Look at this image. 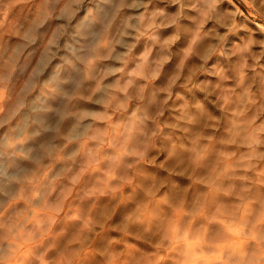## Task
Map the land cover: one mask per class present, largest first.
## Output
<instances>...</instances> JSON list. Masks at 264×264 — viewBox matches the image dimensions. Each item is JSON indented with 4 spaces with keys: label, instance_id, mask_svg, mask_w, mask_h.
<instances>
[{
    "label": "clouds",
    "instance_id": "obj_1",
    "mask_svg": "<svg viewBox=\"0 0 264 264\" xmlns=\"http://www.w3.org/2000/svg\"><path fill=\"white\" fill-rule=\"evenodd\" d=\"M170 2L181 9L171 20L149 10L153 0H79L90 19L69 29L76 52L37 85L54 142L33 130L29 101L0 86V264H264V0ZM116 5L124 15L105 29ZM185 10L200 65L182 64L160 87L167 60L149 49L133 63L127 38L138 42L149 21L186 31ZM5 55L0 70L10 71ZM214 55L224 62L208 69Z\"/></svg>",
    "mask_w": 264,
    "mask_h": 264
},
{
    "label": "rangeland",
    "instance_id": "obj_2",
    "mask_svg": "<svg viewBox=\"0 0 264 264\" xmlns=\"http://www.w3.org/2000/svg\"><path fill=\"white\" fill-rule=\"evenodd\" d=\"M106 2L111 3L112 0H106ZM128 2L130 3L131 0ZM224 6L230 5L225 4ZM149 10H162L167 14L169 20L181 16L180 6L173 5L170 0H153ZM93 11L90 9V13ZM129 11L135 12V10ZM125 12L128 10L126 9ZM117 13H120L118 5L112 12L105 13L103 21L105 29H108L113 21L117 20ZM120 15H124V13H120ZM81 17L83 18L81 19ZM183 17L187 18H181L180 24L186 31H181L177 26L154 28L155 21H149L144 25L145 31L138 42H135L134 38H127V42L133 45V63L135 56L145 53L149 49H151L153 57L159 55L160 59L167 60L160 79L155 82L160 87L166 85L167 77L174 74L182 64H187L193 69L200 65L199 59L189 57V53L195 49L194 41L197 35L192 19L195 17V12L185 10ZM89 19L90 17L85 16L80 10L79 0H0V54L6 53L5 59L10 68V71L0 70V86L14 88L17 103L24 104L29 101L26 115L37 122L33 125V130L46 137L44 143L54 142V137L44 131L51 121L43 112L47 98L37 85L53 80L56 73L64 72L66 65L71 62L72 54L76 52L73 46V37L76 33H72L70 36L69 29L75 24L76 31L79 32L87 25ZM125 19L127 20V17ZM117 23L121 27L123 26L121 20H118ZM131 23L135 28L138 21L133 19ZM93 36L102 38L104 31L96 32ZM177 37L179 38L177 39ZM237 39L236 36H230L229 45ZM118 50L123 51L124 49ZM204 54L201 53V55ZM80 59L83 60L84 57H80ZM223 62V58L214 55L207 62L206 67L208 69L218 68ZM261 63L264 64V60ZM129 66L133 67L134 65L130 64ZM49 69L53 70L52 76H48ZM21 71H26L28 74L26 77L18 79ZM249 75L251 76L252 73L250 72ZM82 78L80 72L73 73L71 77L73 81H79ZM197 80L202 83L217 82L214 75L204 73L199 74ZM67 87L71 89L74 84L70 83ZM176 91L183 92L193 100L196 97L203 98L204 95L198 90L188 92L185 89L177 88ZM180 102L175 101V103ZM205 104L210 110L215 111L214 106L207 100H205ZM147 106L149 109L152 107L151 104ZM170 118L171 110L165 113L162 120ZM170 131V129H165L166 133ZM2 162L7 164L8 157L4 156ZM105 202V200H101L100 203L102 205ZM84 206L87 207V203ZM119 211L123 213L124 207H121ZM119 219L120 215L118 214L116 220ZM77 225L78 222H69L67 225L69 232L73 231ZM106 237L107 234L99 237L98 245H103ZM190 243L195 247L198 241L192 240Z\"/></svg>",
    "mask_w": 264,
    "mask_h": 264
}]
</instances>
